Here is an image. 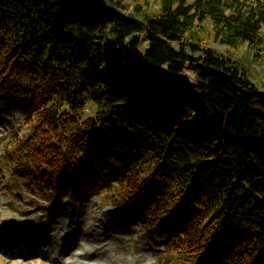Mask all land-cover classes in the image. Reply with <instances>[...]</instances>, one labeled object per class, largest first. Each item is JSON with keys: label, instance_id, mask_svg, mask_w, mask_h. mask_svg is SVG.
<instances>
[{"label": "trees", "instance_id": "obj_1", "mask_svg": "<svg viewBox=\"0 0 264 264\" xmlns=\"http://www.w3.org/2000/svg\"><path fill=\"white\" fill-rule=\"evenodd\" d=\"M131 1L0 0V110L24 114L0 170L133 215L164 264H264V87L197 33L259 59L264 0Z\"/></svg>", "mask_w": 264, "mask_h": 264}, {"label": "rangeland", "instance_id": "obj_2", "mask_svg": "<svg viewBox=\"0 0 264 264\" xmlns=\"http://www.w3.org/2000/svg\"><path fill=\"white\" fill-rule=\"evenodd\" d=\"M139 2L149 15L160 12L157 0ZM132 4L125 0V5L130 6L127 13L132 12ZM197 33L203 45L246 64L252 80L264 87V55L258 59L247 45L233 49L216 42L210 20L199 25ZM182 79L196 83L197 74L186 68ZM23 121L19 108L10 113L0 110V157L6 150L5 143L22 129ZM0 171V242L25 241L27 235L35 234L39 250L35 256L27 252L29 244L20 243L26 252L20 250L22 255L11 258L0 248V264H164L165 239L147 234L131 214L115 219V208L100 207L96 194L85 192L76 202L68 196L62 206H49L14 181L11 169Z\"/></svg>", "mask_w": 264, "mask_h": 264}, {"label": "bare ground", "instance_id": "obj_3", "mask_svg": "<svg viewBox=\"0 0 264 264\" xmlns=\"http://www.w3.org/2000/svg\"><path fill=\"white\" fill-rule=\"evenodd\" d=\"M33 245V244H32Z\"/></svg>", "mask_w": 264, "mask_h": 264}]
</instances>
